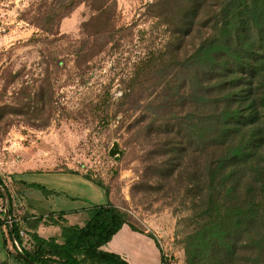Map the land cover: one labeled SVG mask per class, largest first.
I'll return each instance as SVG.
<instances>
[{"label": "rangeland", "instance_id": "obj_1", "mask_svg": "<svg viewBox=\"0 0 264 264\" xmlns=\"http://www.w3.org/2000/svg\"><path fill=\"white\" fill-rule=\"evenodd\" d=\"M159 2L0 0V175L13 215L28 212L22 196L31 188L20 183L24 175L77 197L75 206L110 200L157 239L170 264H264V181L241 191L248 177L256 179L255 162L238 170V192L199 189L200 174L190 172L200 157L164 153L174 139L159 126L173 114L171 105L156 109L166 89L158 82L161 72L126 89L138 61L166 50L170 21L182 13L177 0ZM165 73L180 82L187 70ZM125 92L130 95L123 99ZM153 118L155 126L148 127ZM203 136L217 141L209 129L191 138ZM114 141L121 150L117 160L108 154ZM222 151L213 146L206 153L217 157ZM260 159L264 164V148ZM59 174L74 175V188L56 180ZM87 174L103 180L107 195ZM8 203L0 198V212ZM22 231L23 245L30 247L27 229ZM3 234L8 239L4 225L0 262H18L11 243L9 250L2 245ZM188 234L207 242L194 263L186 257ZM224 237L230 251L220 245ZM132 239L127 249L142 247Z\"/></svg>", "mask_w": 264, "mask_h": 264}, {"label": "trees", "instance_id": "obj_2", "mask_svg": "<svg viewBox=\"0 0 264 264\" xmlns=\"http://www.w3.org/2000/svg\"><path fill=\"white\" fill-rule=\"evenodd\" d=\"M178 3L182 13L170 21L166 50L151 51L138 61L126 89L132 91L134 85H142L146 75L161 72L158 82L166 89L156 109L171 105L173 112L166 118L167 122L159 125L174 139L168 141L171 147L164 153L176 150L183 156L200 157L201 162L190 172L200 174L201 183L197 187L208 192L216 188L220 194L224 189L238 192L241 180L238 170L245 165L249 169L255 162L256 179L251 182L248 177L242 191L254 182L264 181V164L260 159L264 148V0H177ZM167 68L186 69L187 75L178 82L165 73ZM129 95L125 92L122 97L126 99ZM156 121L151 119L148 127L155 126ZM206 129L213 133L216 142H207L204 136L196 142L192 140L194 133ZM213 146H221L222 154L209 157L206 150ZM83 177L107 195L108 188L102 179L88 174ZM20 183L40 190L44 196L59 194L36 182L20 179ZM0 185L7 190L9 203L5 209L11 217L9 227L5 210L0 212V228L6 226L8 238L3 234L4 247L9 250L8 240L20 264H30L23 256L37 264H130L121 255L101 248L124 224L152 238L160 251V264H170L157 239L136 228L127 213L110 200L91 205L87 209L88 218L81 226L65 224V211L48 215L25 212L16 219L10 191L1 175ZM0 198L3 199L1 191ZM40 225L59 226L60 233L42 237L38 232ZM22 227L27 229L30 247L23 245ZM187 240V261L194 263V253L199 256L207 242L191 234ZM220 245L231 249L226 237L220 240Z\"/></svg>", "mask_w": 264, "mask_h": 264}, {"label": "crops", "instance_id": "obj_3", "mask_svg": "<svg viewBox=\"0 0 264 264\" xmlns=\"http://www.w3.org/2000/svg\"><path fill=\"white\" fill-rule=\"evenodd\" d=\"M20 176L22 178L19 179L25 180L26 182H33L28 180V178L24 175H20ZM58 176L59 177L58 179L56 178V180L62 181L63 184L65 183L64 185L66 187H70L68 189L74 188L75 185L74 183L76 182L74 175L59 174ZM77 182L84 185L85 181H77ZM51 190H54L59 194L58 195L51 194L48 196H44L42 192L38 191V189L31 188L29 190H24L22 198L26 202V210L34 215H47L50 212L65 211L66 212V214L64 215L65 224L67 225L76 224L81 226L82 224H78L77 221L79 220L85 221L87 219L88 217L87 209L91 207V205L93 204L86 203L84 206H79L80 204H77V206H75L73 203L78 201L77 197L72 196V194L66 192L63 189L52 188ZM96 204H102V203H96ZM50 227L53 228L51 229ZM38 232L42 237L47 238L49 236L59 235L60 227L55 225H40L38 227ZM122 232L125 233L122 234ZM120 235L121 237H119L118 239L119 242L114 241ZM132 238L138 240L141 243L140 245L142 247L134 248L132 249V251L127 249L126 247L127 240ZM2 245H3V236H2ZM101 248L103 250L115 252L121 255L130 264H160V252L157 249L154 240L145 234H142L137 231H132L126 224H124L122 228L113 236L110 242L103 245ZM143 248H145L147 251L143 250ZM12 264H19V263L16 260H14L12 261Z\"/></svg>", "mask_w": 264, "mask_h": 264}, {"label": "water", "instance_id": "obj_4", "mask_svg": "<svg viewBox=\"0 0 264 264\" xmlns=\"http://www.w3.org/2000/svg\"><path fill=\"white\" fill-rule=\"evenodd\" d=\"M120 153H121V150L118 149V144H117L116 141H114L113 144L111 145V147L109 148L108 154L110 156H113L117 160L119 158L118 154H120ZM0 191H1L2 195H3V198L6 199V200H9V197H8V194H7V190L5 189V187L0 185ZM5 215H6V218H8L9 221H10V215L8 214L6 209H5ZM9 227H11V221L9 222ZM23 257H24V259L26 261H28V263L37 264V263L32 262L31 260H29L26 256H23Z\"/></svg>", "mask_w": 264, "mask_h": 264}, {"label": "built area", "instance_id": "obj_5", "mask_svg": "<svg viewBox=\"0 0 264 264\" xmlns=\"http://www.w3.org/2000/svg\"><path fill=\"white\" fill-rule=\"evenodd\" d=\"M21 235H23V231H21Z\"/></svg>", "mask_w": 264, "mask_h": 264}]
</instances>
